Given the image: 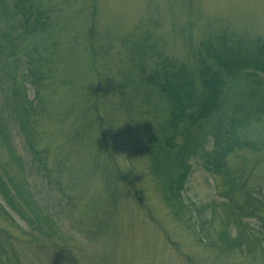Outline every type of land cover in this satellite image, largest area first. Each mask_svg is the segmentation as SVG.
<instances>
[{
  "label": "rangeland",
  "instance_id": "obj_1",
  "mask_svg": "<svg viewBox=\"0 0 264 264\" xmlns=\"http://www.w3.org/2000/svg\"><path fill=\"white\" fill-rule=\"evenodd\" d=\"M46 6L51 10L47 43L53 44V54L47 55L56 67L44 94L47 116L40 115L35 139L38 148L48 152L49 179L32 170L27 148L16 131L12 133V143L17 155L28 163L25 175L39 204L47 207L60 200L66 206L70 198L71 210L62 216L56 227L59 235L49 245L30 242L11 223L0 220V231H8L12 241L0 236V247L10 253V257H4L1 248L0 262L252 264L251 258L238 253L226 259L219 251L205 248L173 220L146 158L137 152L143 142L136 150L141 134L139 119L127 118L129 112L125 115L118 109L120 94L116 86L124 87L127 71L142 76L141 64L143 69L153 65L139 61L130 46L124 49L128 37L136 41L146 33L155 35V40L165 47L159 48L160 59L190 65L189 54L207 37L224 33L233 42L264 39V0H47ZM91 29H95L92 37ZM91 44L95 51L88 49ZM28 94L33 99L34 89L29 88ZM96 99L101 106L92 119L85 111ZM151 101L159 104L156 96ZM148 119L146 123L151 122L150 116ZM94 121L97 126L88 132L87 126ZM259 130L251 134L256 136ZM0 154L4 162L7 154ZM254 160L255 155L238 154L229 159V165L232 169L248 168L247 173H253L249 189L264 199V182L256 176L259 171L253 169ZM108 162L119 177L115 178ZM12 170L13 175L25 177L18 167ZM219 187L220 180L215 181L194 163L186 198L206 208L204 215L208 219L214 216L212 228L217 230L222 228L225 213ZM0 202L3 205L1 198ZM12 217L27 233L30 231L15 214ZM246 221L255 231L261 229L256 220ZM99 227L104 233L97 237Z\"/></svg>",
  "mask_w": 264,
  "mask_h": 264
},
{
  "label": "trees",
  "instance_id": "obj_2",
  "mask_svg": "<svg viewBox=\"0 0 264 264\" xmlns=\"http://www.w3.org/2000/svg\"><path fill=\"white\" fill-rule=\"evenodd\" d=\"M46 1L0 0V152L7 154L4 162L0 154V198L4 205L0 202V220L11 223L36 245H49L58 237L56 227L71 210L70 198L66 206L60 200L47 207L39 204L25 175L28 163L17 155L12 143L16 131L27 148L32 170L49 179L48 152L39 149L35 139L40 115L47 116L44 94L56 67L48 58L53 54V44L47 43L51 10L45 7ZM95 18L93 12L92 28ZM155 38L146 33L136 41L130 37L124 41L125 50L130 46L139 61L153 65L143 69L141 64L138 68L142 76L127 71L124 87L116 86L120 94L118 109L129 112L127 118L139 119L141 134L136 150L143 142L137 152L146 158L160 198L177 224L226 259L238 253L251 258L252 264H264V199L249 189L253 173H247L248 168L232 169L229 165V159L238 154L255 155L253 169L259 171L256 176L264 182V39L233 42L224 33L210 36L193 48L190 65H186L160 59L162 45ZM89 48L95 51L92 44ZM29 88L34 89L33 99ZM142 91L146 92L140 96ZM154 96L158 105L151 101ZM100 106L96 99L86 115L93 119ZM149 116L151 122L146 123ZM106 119L110 120L108 115ZM94 126L95 121L87 131ZM258 129L253 136L251 132ZM194 163L215 181H221L218 196L225 201L221 204L225 213L219 230L212 228L214 216L208 219L204 215L206 208L186 198ZM12 167H18L25 177L13 175ZM111 169L115 178L119 177L113 166ZM12 213L28 226V233ZM246 220H256L261 229L255 231ZM103 231L99 227L95 236H103ZM0 236L12 242L8 231H0ZM1 248V254L10 257L9 251ZM11 264L20 263L16 260Z\"/></svg>",
  "mask_w": 264,
  "mask_h": 264
}]
</instances>
